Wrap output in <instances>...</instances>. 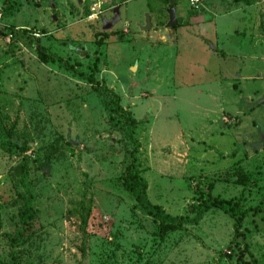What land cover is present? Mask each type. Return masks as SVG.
Listing matches in <instances>:
<instances>
[{"label": "rangeland", "instance_id": "rangeland-1", "mask_svg": "<svg viewBox=\"0 0 264 264\" xmlns=\"http://www.w3.org/2000/svg\"><path fill=\"white\" fill-rule=\"evenodd\" d=\"M175 2L166 27L167 0H0V142L27 146L32 193L30 231L12 248L23 154L0 148V264L13 253L21 264H264L263 211L237 229L213 208L158 237L121 184L132 143L118 105L138 122L148 198L167 213L192 215L198 189L239 195L247 174L259 178L247 203L264 188V0Z\"/></svg>", "mask_w": 264, "mask_h": 264}, {"label": "trees", "instance_id": "trees-1", "mask_svg": "<svg viewBox=\"0 0 264 264\" xmlns=\"http://www.w3.org/2000/svg\"><path fill=\"white\" fill-rule=\"evenodd\" d=\"M33 46L35 47L38 58L42 62L47 63L50 61L52 55L47 53L44 46L40 45L38 42H36ZM116 100H118L117 95ZM118 110L127 118V125L129 126L128 136L130 142L132 143L131 148L126 151L124 171L120 176L121 184L125 191H127L133 199L135 207L145 216L152 219L155 226V236L163 237L171 231L181 229L186 224L195 225L202 219L207 211L213 208L220 209L233 218L237 229L241 227V222L247 214L261 211L264 212V188L261 186L257 187L261 196L260 199L254 205L246 202L247 199L245 193L248 192L253 184L259 180L258 177L256 178L254 175L251 176L249 174L239 177L238 183L242 184V189L239 195H234L233 197H223L219 194L214 195L208 191L198 189L197 193H200L199 202L192 205L189 209L190 212H192V215H172L167 213L158 204L151 202L147 193L148 184L140 172L138 163L137 153L140 147V142L135 136L136 125L138 122L133 117L131 112L125 110L120 105H118ZM16 142L17 141H12L10 144L0 142V148L6 151H12L13 148L17 152L23 154L16 170L19 175L18 182L27 191V196L24 199V207L20 211L21 227L15 229L12 234H6L12 248H14L16 244L19 243L25 236V234L30 231L29 212L32 200V193L26 184V179L29 175V159L28 156L24 154V151L27 146ZM90 207V204L88 205L81 201L78 207H76L73 211L78 214L80 218V228L82 229L84 228V224L90 215ZM239 235H242L241 239L244 238V233L242 231H239ZM11 258L13 260V264H21L14 253Z\"/></svg>", "mask_w": 264, "mask_h": 264}, {"label": "water", "instance_id": "water-1", "mask_svg": "<svg viewBox=\"0 0 264 264\" xmlns=\"http://www.w3.org/2000/svg\"><path fill=\"white\" fill-rule=\"evenodd\" d=\"M167 2H168V7L166 9V12L168 15V20L165 23V26L174 27L178 23L175 0H167ZM119 16H120L119 6H116L113 10V15L110 19H106V18L102 19V28L104 30L111 28L119 20ZM150 28H152L150 16L146 15L145 24L140 25V29L149 30Z\"/></svg>", "mask_w": 264, "mask_h": 264}, {"label": "built area", "instance_id": "built-area-1", "mask_svg": "<svg viewBox=\"0 0 264 264\" xmlns=\"http://www.w3.org/2000/svg\"><path fill=\"white\" fill-rule=\"evenodd\" d=\"M190 2V4L192 5V6H194V5H196V4H198L199 3V0H189ZM99 13V11H94V12H92L91 13V15L89 16L90 18L91 17H94V16H96L97 14ZM40 32H38V33H35V36H40ZM10 36V35H9Z\"/></svg>", "mask_w": 264, "mask_h": 264}, {"label": "crops", "instance_id": "crops-1", "mask_svg": "<svg viewBox=\"0 0 264 264\" xmlns=\"http://www.w3.org/2000/svg\"><path fill=\"white\" fill-rule=\"evenodd\" d=\"M176 3V2H175ZM176 6V5H175ZM176 12H177V9H176ZM178 24V23H177Z\"/></svg>", "mask_w": 264, "mask_h": 264}]
</instances>
